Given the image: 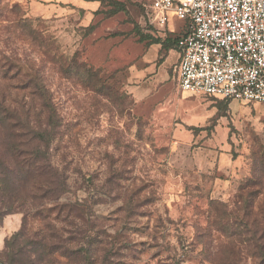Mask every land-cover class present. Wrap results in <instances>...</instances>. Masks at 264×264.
Listing matches in <instances>:
<instances>
[{"label":"rangeland","instance_id":"1","mask_svg":"<svg viewBox=\"0 0 264 264\" xmlns=\"http://www.w3.org/2000/svg\"><path fill=\"white\" fill-rule=\"evenodd\" d=\"M148 4L0 0V264H264V104L181 91Z\"/></svg>","mask_w":264,"mask_h":264},{"label":"built area","instance_id":"2","mask_svg":"<svg viewBox=\"0 0 264 264\" xmlns=\"http://www.w3.org/2000/svg\"><path fill=\"white\" fill-rule=\"evenodd\" d=\"M151 24L186 21L178 41L181 91L264 104V0H148Z\"/></svg>","mask_w":264,"mask_h":264},{"label":"trees","instance_id":"3","mask_svg":"<svg viewBox=\"0 0 264 264\" xmlns=\"http://www.w3.org/2000/svg\"><path fill=\"white\" fill-rule=\"evenodd\" d=\"M180 38H181V37H180ZM180 38H179V39H180ZM179 39H178V38H177V39H174V40H173V44H175V45L177 46V50H178V52H179V54H180V49H179V47H178V41H179ZM167 41H170V42H171L170 39H167L166 42H167ZM72 64L76 67V69L78 68L79 70H81L82 72H84V73L86 74L87 77H89V76L94 77V75L97 76V74H93V75H91L92 73H91V72L89 71V69L85 66V64H79L78 61H76V60H74V61L72 62ZM5 76H6V75H5ZM211 99H214V98H211ZM215 100H220V99H215ZM222 101L231 102V101H227V100H222Z\"/></svg>","mask_w":264,"mask_h":264}]
</instances>
